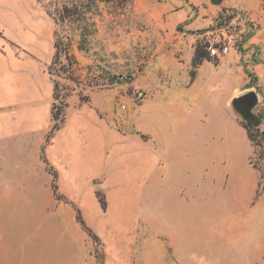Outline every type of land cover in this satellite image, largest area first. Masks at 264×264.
Returning a JSON list of instances; mask_svg holds the SVG:
<instances>
[{
  "label": "rangeland",
  "instance_id": "obj_1",
  "mask_svg": "<svg viewBox=\"0 0 264 264\" xmlns=\"http://www.w3.org/2000/svg\"><path fill=\"white\" fill-rule=\"evenodd\" d=\"M73 2L0 0V264H177L144 223L142 179L147 159L159 173L161 130L177 112L214 128L202 144L230 133L237 145L242 180L222 194L232 214L223 249L238 238L242 256L214 264H264V0L99 1L79 24L61 15ZM221 27L230 51L212 58L208 38ZM56 31L71 39L76 80L59 63L49 73ZM197 47L214 68L207 83L190 80ZM250 90L259 102L249 123L237 100ZM251 178L254 197L237 212ZM206 211L219 233V208Z\"/></svg>",
  "mask_w": 264,
  "mask_h": 264
},
{
  "label": "crops",
  "instance_id": "obj_2",
  "mask_svg": "<svg viewBox=\"0 0 264 264\" xmlns=\"http://www.w3.org/2000/svg\"><path fill=\"white\" fill-rule=\"evenodd\" d=\"M213 69L203 61L195 76L190 75V80L193 84L207 83ZM181 115L177 112L175 118L172 117L161 130V134L166 136L162 141L165 160L158 161L159 173H150L152 166H155L153 160L144 161L146 173L142 179L147 184L143 196L144 223L150 234L169 247L168 252L177 264L222 263L230 256L235 258L234 261L242 256V252L238 238L234 244H228L232 247L230 252L223 249L225 242L227 244L225 237L231 231L225 229L228 223L225 217L229 218L232 214L227 210L230 204L228 198L222 194L227 187L230 189L242 180L241 175L233 169L237 162V145L232 143L230 133L228 141L222 144H202L201 134L211 136L214 128L207 125L201 127L200 117L192 113H187L184 119ZM232 121L229 116V125ZM144 144L147 147V142ZM249 171L255 170L249 166ZM255 182L253 179L247 199L236 200L237 212L254 197ZM211 205L220 210L217 212L221 216L218 223L222 226L219 233L211 229L213 224H217V219L213 220L206 211Z\"/></svg>",
  "mask_w": 264,
  "mask_h": 264
},
{
  "label": "trees",
  "instance_id": "obj_3",
  "mask_svg": "<svg viewBox=\"0 0 264 264\" xmlns=\"http://www.w3.org/2000/svg\"><path fill=\"white\" fill-rule=\"evenodd\" d=\"M99 1H113V0H75V2L71 3V5H65L63 7V10L61 12V15L63 16L64 19H68L73 23H88L91 21L90 15L92 14L93 11L97 8L98 2ZM214 3H219L220 0H212ZM81 28V34L84 38H86L89 35V30H87V27L80 26ZM72 42L70 37L68 36H63L60 32L56 31L55 32V39H54V47H55V54L53 61L51 65L49 66V73L53 74L54 72V64L59 63L61 66L62 70L68 71L70 75L68 78L76 80L75 75H74V54L71 49ZM65 60H64V59ZM204 59H208V55L205 54V52L201 51L199 47L196 48L195 50V55L193 57V67L194 70L192 72V77L195 76V71L197 70L198 66L203 62ZM58 88H59V83L55 81V91H54V97L56 99L61 98L63 100V105L65 106L67 104V94L60 95L58 93ZM63 112V107L60 104H54L52 108V120H54L55 124L53 129L58 128L59 123L58 121L61 120V115ZM264 136V132H262ZM249 138L251 140H254L253 136L248 133ZM99 202L101 204V207L104 211L107 210V202L104 199L99 198ZM81 223L83 224L84 228L87 230V226H85L84 221L81 220ZM88 231H91L88 228Z\"/></svg>",
  "mask_w": 264,
  "mask_h": 264
},
{
  "label": "built area",
  "instance_id": "obj_4",
  "mask_svg": "<svg viewBox=\"0 0 264 264\" xmlns=\"http://www.w3.org/2000/svg\"><path fill=\"white\" fill-rule=\"evenodd\" d=\"M221 28L224 31L221 34L222 36L218 35L217 38L212 40L208 38V45L206 46L209 55L214 58L225 57L230 51L229 42L226 41V29L224 27Z\"/></svg>",
  "mask_w": 264,
  "mask_h": 264
},
{
  "label": "water",
  "instance_id": "obj_5",
  "mask_svg": "<svg viewBox=\"0 0 264 264\" xmlns=\"http://www.w3.org/2000/svg\"><path fill=\"white\" fill-rule=\"evenodd\" d=\"M239 112L250 123L255 119V115L251 112V107L259 102L257 93L250 90L238 97Z\"/></svg>",
  "mask_w": 264,
  "mask_h": 264
}]
</instances>
